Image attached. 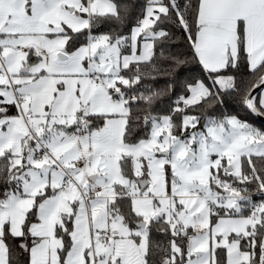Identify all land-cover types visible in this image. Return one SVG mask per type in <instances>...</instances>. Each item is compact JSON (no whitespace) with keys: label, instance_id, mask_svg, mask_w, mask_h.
Returning a JSON list of instances; mask_svg holds the SVG:
<instances>
[{"label":"snow or ice","instance_id":"1","mask_svg":"<svg viewBox=\"0 0 264 264\" xmlns=\"http://www.w3.org/2000/svg\"><path fill=\"white\" fill-rule=\"evenodd\" d=\"M260 118L264 0H0V264H264Z\"/></svg>","mask_w":264,"mask_h":264},{"label":"trees","instance_id":"2","mask_svg":"<svg viewBox=\"0 0 264 264\" xmlns=\"http://www.w3.org/2000/svg\"><path fill=\"white\" fill-rule=\"evenodd\" d=\"M180 50H183V49H180ZM173 100H175V97H173ZM168 103H171V102H169V101H165V104H168ZM163 107V106H162ZM237 108H238V106H236ZM240 114H241V116L242 117H246V118H248L249 120H252L253 119V117H251V116H249L247 113H245L242 109H240ZM257 123H260L258 120L256 121ZM254 199H256V200H258V199H260V197L259 196H254Z\"/></svg>","mask_w":264,"mask_h":264},{"label":"water","instance_id":"3","mask_svg":"<svg viewBox=\"0 0 264 264\" xmlns=\"http://www.w3.org/2000/svg\"><path fill=\"white\" fill-rule=\"evenodd\" d=\"M258 121L261 123V122H264V118H260L258 119Z\"/></svg>","mask_w":264,"mask_h":264}]
</instances>
